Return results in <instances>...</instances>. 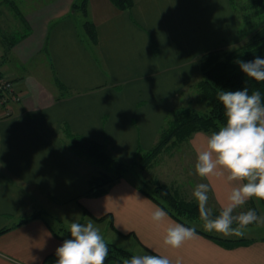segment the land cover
<instances>
[{
    "label": "crops",
    "instance_id": "obj_1",
    "mask_svg": "<svg viewBox=\"0 0 264 264\" xmlns=\"http://www.w3.org/2000/svg\"><path fill=\"white\" fill-rule=\"evenodd\" d=\"M72 2L0 0V70L14 83L12 92L0 98V228L10 227L0 233V264H42L47 254L62 245L64 240L41 217L18 224L36 210L37 204L53 208L54 218L66 226L72 222L107 221V231L114 233L113 242L118 236L133 237L150 254L166 255L173 262L264 264V234L249 235L254 237L250 243L228 247L196 229L197 235L180 248L164 245L168 225L181 222L166 211L168 219L159 225L153 223L151 213L160 206L140 190L131 175L121 177L102 195L82 194L88 178L96 172V162L75 155L69 143L71 133L81 134L104 142L123 160L129 153L136 158L142 150L143 129L140 135L135 126L146 125L149 119L152 122L144 112L168 115L176 97L183 95L192 79L200 75L199 55L219 46L231 48L243 40L230 4L227 2L229 15L220 13L228 26L226 31L218 32L217 40L203 36L204 46L193 57L164 64V73H168L165 79L176 73L168 72L169 67L180 69L179 76L170 92L158 94L151 89L159 73L157 56H152L151 48L157 55L161 53L151 24L154 17L158 18L155 6L151 9L152 0H136L126 9L112 0H89L95 40L83 27V16L72 9ZM15 3L25 21L15 12ZM3 4L8 5L6 10ZM14 29L18 34L28 33L7 53L6 38ZM102 82H109L111 88L117 84L123 87L108 92ZM145 86L151 91H138ZM124 114L126 125L133 128L131 134L121 132ZM144 132L149 134L146 128ZM155 134L150 138L144 135L143 140L152 145ZM210 134L201 130L193 133L190 143L195 151ZM199 183L210 185L211 209H220L230 188L238 185L224 178L198 176ZM258 202L252 198L236 213L250 208L258 212ZM84 207L94 216L110 212L117 230L108 218L96 220ZM200 223L195 222L203 228Z\"/></svg>",
    "mask_w": 264,
    "mask_h": 264
},
{
    "label": "trees",
    "instance_id": "obj_2",
    "mask_svg": "<svg viewBox=\"0 0 264 264\" xmlns=\"http://www.w3.org/2000/svg\"><path fill=\"white\" fill-rule=\"evenodd\" d=\"M136 0H112V2L121 9L130 8ZM234 2V0H232ZM251 6H254L255 14L264 13V0H250ZM13 3V2H12ZM89 0H73L72 9L80 12L83 16V27L89 35L95 40L96 26L89 16ZM15 12L24 20V15L19 8L12 4ZM238 13V12H237ZM239 14V13H238ZM241 32L242 28H241ZM28 32L17 35L7 36L8 48L12 46ZM244 40L236 46L227 48L224 46L215 47L205 51L199 61L200 77L197 80L199 98L209 103V109L199 111L191 105H184L179 113L169 119L168 123L161 129L155 143L147 150L139 151L135 164L141 170L152 168L158 155L181 143H189L190 138L196 131H206L212 133L219 130V126L225 123L224 109L217 99V92L221 90L236 91L244 87L253 90L259 89L261 92L262 103H264V82H257L248 78L241 71L239 65L235 62L237 59L243 61H252L256 57L264 58V21L259 25H254L252 29L245 34ZM10 52V51H9ZM0 70V79L3 78ZM5 92L0 88V98L4 97ZM70 148L74 154L79 157H86L95 160L96 163L106 165V171L100 170L88 178V185L82 194L89 196H99L107 192L109 187L127 175L129 164L112 154L104 142L98 141L92 137L81 134H70ZM150 187H144L139 184L140 190L147 194L154 202L167 211L171 216L186 226L195 227L197 230L213 237L225 246H235L237 244L250 243L253 236H221L212 232H207L195 224L199 221L198 205L194 198H188L170 184L160 181L157 176H150ZM81 195V194H79ZM264 207V200H260ZM84 211L92 215L96 220L108 218L110 225L115 229L112 214L106 213L102 216H94L85 207ZM214 214H218L220 209H212ZM41 217L45 220L51 231L62 240L70 239L69 227L52 216L55 222L47 215L45 211L37 209L28 217L20 219L19 223L26 222L32 218ZM10 229L9 226L0 228V233ZM108 245L109 255L105 264H123L125 258L134 255L130 249L119 245L113 241L105 240ZM56 250L47 254L42 264H56Z\"/></svg>",
    "mask_w": 264,
    "mask_h": 264
},
{
    "label": "clouds",
    "instance_id": "obj_3",
    "mask_svg": "<svg viewBox=\"0 0 264 264\" xmlns=\"http://www.w3.org/2000/svg\"><path fill=\"white\" fill-rule=\"evenodd\" d=\"M235 62L246 77L264 82V58ZM217 99L223 106L225 123L196 149L195 173L201 178H224L227 183L238 185L230 188L218 214L208 207V183L197 184L192 196L205 231L242 237L249 225L264 223V216L255 209L236 213L252 198L264 200V103L260 90L250 93L248 87L221 90ZM166 219L168 213L163 208L156 207L151 213V220L157 225ZM69 232L71 238L56 249V264H105L108 245L91 220L86 224L72 222ZM196 235L195 227L172 222L166 228L163 243L180 248ZM123 264H181V261L173 262L162 254H134L125 258Z\"/></svg>",
    "mask_w": 264,
    "mask_h": 264
},
{
    "label": "rangeland",
    "instance_id": "obj_4",
    "mask_svg": "<svg viewBox=\"0 0 264 264\" xmlns=\"http://www.w3.org/2000/svg\"><path fill=\"white\" fill-rule=\"evenodd\" d=\"M227 2L230 4L231 10L235 12V15L238 17V29L240 37L248 34V31L252 29L254 25H260L264 21V13L255 14L254 6H251L250 0H234V2L232 0H152L153 5L151 6V9L155 6V8L157 9L158 18L154 17L151 24L153 26L152 29L155 34V40L159 43V50L162 54L159 53L157 55L156 49L153 48L152 50L151 48L152 56H157L155 57V64L157 65V70H159L157 77H155V80L157 79V81L153 82V86L151 87V89L155 90V92H157L158 94L162 92H170L171 88L174 85L176 77L179 76L180 69L176 67L167 68L170 69L168 70V72H172V70H175L176 72L175 74L170 75L168 77L169 79L167 78V80L165 79V74L168 73H164V71L166 70L163 69L164 64L168 63L169 65H173L177 63L178 60H186L193 57L194 53L202 49L204 46V41H201V38L203 36H211V38L217 40L220 37L218 32L227 30L228 22H225L224 17L222 18V15L220 14L223 13L229 15ZM7 4H3L1 7L6 10L9 5L11 8V5ZM219 17L221 18L219 19ZM227 17L229 19V16ZM229 26H232L230 22ZM241 28L243 32H241ZM16 31V29L10 30V34H8L7 36L10 37L12 35H17L18 33ZM148 34L151 38L152 34L150 31L148 32ZM205 45L208 47V44ZM201 55H199L200 58ZM200 58L198 59V62ZM198 77H200L199 74L192 79L183 95L176 97V101L175 103H173L168 115L156 116L157 112H153V114H151L150 112H144V115L146 117H151L152 122L150 123L149 119L146 125L135 126L137 128L138 134L140 135V131L141 129H143L141 143L142 151L149 149L155 143L154 142L152 145L148 144L147 141L143 140L144 135L148 137L149 135L151 136L153 132H155L157 134V139L161 129L168 123L169 119L173 118L179 113L184 105H191L199 111H206L209 109V103L199 98L196 83ZM102 83H106V89L108 90V92L122 90L123 87L122 84H117L112 85L111 88L109 82ZM131 86H135V84H132ZM140 88L141 89H139L138 91L144 94L151 91L148 90L146 86ZM126 119L127 116L126 114H124L122 116L121 132L122 134H131L133 128L126 125ZM145 128L147 129V131L149 130L148 135L144 132ZM108 150L111 151V153L115 154L113 150H110V148H108ZM158 156L159 157H157V160L152 165L153 167L149 168L148 170H141L135 164V160L137 157L135 158V156L131 155L130 153L128 157L125 156L127 160H123L118 156L117 157L123 160L125 163L129 164L127 175L129 177L131 175L133 179L136 180L141 186L150 187L151 183L149 178L151 175H154L157 176L160 181L166 182L174 188L178 189L181 195L188 198H193L192 193L194 187L197 184L198 176L195 173L194 168L196 162V151L191 143H181L173 148L161 152ZM95 167V173H98L100 170L106 171L108 169L106 165H103L101 163H95ZM257 204V214L260 216H264V207L260 200ZM35 209H41L42 211H45V213L47 215H50V218L55 222V219L52 217L53 213H55V210H53V208H51L49 205L46 204L45 206H43L42 204V206H39L37 204ZM86 218H88V216ZM86 223L87 222H85L84 224ZM92 223L100 230V233L104 237V240L115 241L113 235L114 233H109L107 231V228H109L107 221H104L102 223L92 221ZM244 231L245 235H263L264 223L249 225ZM118 238L119 239L116 240V243L130 249L133 253L150 254L135 241V238L132 237L125 239L124 237L121 238L119 236Z\"/></svg>",
    "mask_w": 264,
    "mask_h": 264
},
{
    "label": "built area",
    "instance_id": "obj_5",
    "mask_svg": "<svg viewBox=\"0 0 264 264\" xmlns=\"http://www.w3.org/2000/svg\"><path fill=\"white\" fill-rule=\"evenodd\" d=\"M0 88L3 92H12L14 89V83L11 79L3 77L0 79Z\"/></svg>",
    "mask_w": 264,
    "mask_h": 264
}]
</instances>
